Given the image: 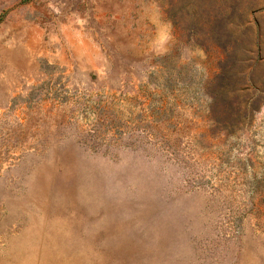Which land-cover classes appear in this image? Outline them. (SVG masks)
Wrapping results in <instances>:
<instances>
[{"label": "rangeland", "instance_id": "374dc122", "mask_svg": "<svg viewBox=\"0 0 264 264\" xmlns=\"http://www.w3.org/2000/svg\"><path fill=\"white\" fill-rule=\"evenodd\" d=\"M0 264H264V0H0Z\"/></svg>", "mask_w": 264, "mask_h": 264}]
</instances>
